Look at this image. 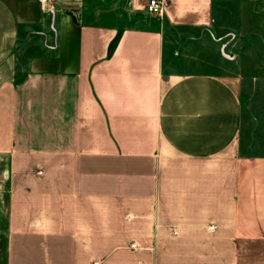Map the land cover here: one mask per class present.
Masks as SVG:
<instances>
[{"label": "crops", "instance_id": "crops-1", "mask_svg": "<svg viewBox=\"0 0 264 264\" xmlns=\"http://www.w3.org/2000/svg\"><path fill=\"white\" fill-rule=\"evenodd\" d=\"M147 1L0 0V264H264V7Z\"/></svg>", "mask_w": 264, "mask_h": 264}, {"label": "rangeland", "instance_id": "rangeland-1", "mask_svg": "<svg viewBox=\"0 0 264 264\" xmlns=\"http://www.w3.org/2000/svg\"><path fill=\"white\" fill-rule=\"evenodd\" d=\"M263 7H264V1L259 0L257 4L255 3V6L252 7V11H254L255 15L262 17ZM243 28H244V32L239 37V41L236 49L234 48L231 50L232 54L237 55L236 61L234 60V62H231L229 66L235 65V63L238 62L239 65L241 66L240 69H242L243 67L242 74L244 75H247L245 72H247L249 66L252 68H257L259 75L263 74V72H260V69L264 68V55H263L264 40H259L249 37L247 23H244ZM260 28L262 31L263 27ZM249 35L253 36L251 33Z\"/></svg>", "mask_w": 264, "mask_h": 264}, {"label": "built area", "instance_id": "built-area-1", "mask_svg": "<svg viewBox=\"0 0 264 264\" xmlns=\"http://www.w3.org/2000/svg\"><path fill=\"white\" fill-rule=\"evenodd\" d=\"M41 3H47V0H39ZM164 6L162 0H148L145 6V12L149 16L160 17L163 14Z\"/></svg>", "mask_w": 264, "mask_h": 264}, {"label": "trees", "instance_id": "trees-1", "mask_svg": "<svg viewBox=\"0 0 264 264\" xmlns=\"http://www.w3.org/2000/svg\"><path fill=\"white\" fill-rule=\"evenodd\" d=\"M119 39H120V33H118L116 35V37L111 41L110 45H109V48H108V56L110 57L114 51V49L116 48L118 42H119Z\"/></svg>", "mask_w": 264, "mask_h": 264}]
</instances>
